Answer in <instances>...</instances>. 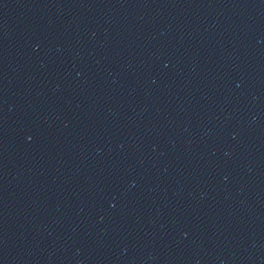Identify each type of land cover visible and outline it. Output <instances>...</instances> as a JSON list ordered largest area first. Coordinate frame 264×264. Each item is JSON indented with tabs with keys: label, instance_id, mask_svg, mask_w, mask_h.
Listing matches in <instances>:
<instances>
[{
	"label": "water",
	"instance_id": "obj_1",
	"mask_svg": "<svg viewBox=\"0 0 264 264\" xmlns=\"http://www.w3.org/2000/svg\"><path fill=\"white\" fill-rule=\"evenodd\" d=\"M0 264H264V0H0Z\"/></svg>",
	"mask_w": 264,
	"mask_h": 264
}]
</instances>
